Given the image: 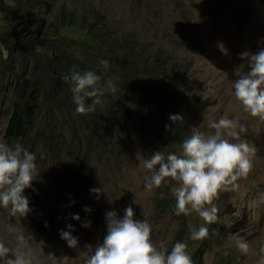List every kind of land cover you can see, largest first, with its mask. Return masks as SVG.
<instances>
[{
    "label": "rangeland",
    "instance_id": "obj_1",
    "mask_svg": "<svg viewBox=\"0 0 264 264\" xmlns=\"http://www.w3.org/2000/svg\"><path fill=\"white\" fill-rule=\"evenodd\" d=\"M56 5L76 14L83 8L89 17L98 10L104 30L116 47L141 53L149 66L154 61L161 66L175 65L173 69L178 78L183 76L186 86L176 83L169 87L194 105L183 121L187 136L193 127L209 131L206 125L200 126L204 113L208 120L226 116L243 123L246 131L241 137L255 149L252 168L238 181V191L220 192L213 200L218 219L209 225L212 238L192 241L188 239V225L196 228L204 222L195 213L174 216L171 185L162 183L160 188L145 191L146 170L139 166V160L151 153L178 152L179 145L166 140L163 133L139 129L136 110L123 121L113 96L97 106L95 115H85L80 121L58 104L53 109V122L47 124L48 115L39 112L30 141L20 143L36 156L38 174L32 187L25 189L31 211L25 217L10 219L0 209V242L15 246V233L8 230L13 224L26 235L34 264H85L106 235L105 212L114 210L122 216L123 209L131 205L134 219H143L144 212L157 248L163 244L166 251L170 250L179 240L186 243L190 256L204 251L200 264H257L258 244L264 238V203L257 199L264 191V121L242 110L231 85L234 67L243 63L238 54L264 47V0H57ZM58 8L49 11L48 22L59 17ZM2 18L0 14V31L8 27ZM99 59L106 58L100 55ZM110 69L109 62L104 73ZM173 79L174 75L168 84ZM12 92V88L5 95L0 91V105L4 102L6 112L10 111ZM4 113L0 106V143L12 145L15 143L4 139L8 120ZM50 140L60 151L53 153ZM91 188H102V192L97 196ZM159 201L166 202L164 210L157 208ZM84 206L92 211L85 213ZM70 214L90 220L91 226L82 228ZM69 223L75 228L72 235L78 238L77 249L69 248L58 234L67 230ZM240 237L249 244L247 255L235 248Z\"/></svg>",
    "mask_w": 264,
    "mask_h": 264
},
{
    "label": "clouds",
    "instance_id": "obj_2",
    "mask_svg": "<svg viewBox=\"0 0 264 264\" xmlns=\"http://www.w3.org/2000/svg\"><path fill=\"white\" fill-rule=\"evenodd\" d=\"M221 50H224L222 46ZM238 55L243 63L233 69L235 78L231 85L232 94L245 113L264 121V47L254 53L245 50ZM98 68L99 74L95 69H86L73 70L64 76L75 105V114L95 112L97 106L105 103L102 98L106 94L117 92L114 78L102 76L109 69V61L99 59ZM203 117L200 126L206 125L209 131H198L193 127L191 134L180 143L178 152L169 151L165 154L159 150L139 160V166L146 170L143 176L145 191L160 188L162 183L166 187L171 185L170 192L174 197L172 214L187 217L190 213H195L204 222L196 228L188 225V239L192 241L212 238L214 233L209 225L218 219V208L213 200L220 192L239 190L238 181L248 176L252 168L251 157L255 152L247 140L241 137L246 131L243 123L237 124L234 119L226 116L208 120L204 113ZM168 119L175 124L183 123L180 114H169ZM168 127L165 125L166 130ZM37 174L34 153L20 143H0V209L5 210L10 219L25 217L31 211L25 189L32 187ZM90 192L99 196L102 188H91ZM257 199L264 203V191L258 193ZM133 203H136V199ZM83 211L90 213L92 210L84 206ZM70 215L72 220L81 222L82 228L91 226L90 220H81L78 214ZM142 215L143 219H134L131 205L123 209L122 216H118L114 210L106 211V235L102 243L95 246L85 264L201 263L204 251L196 253L199 258L194 259L183 241L174 242L167 251L163 244L157 248L151 239L152 226L144 212ZM65 228L67 230H59L60 238L69 248L77 249L78 238L72 235L74 226L69 223ZM8 230L15 233V246L10 248L0 242V264H34L26 235L13 224L8 225ZM210 232L212 236L208 238ZM235 248L242 255L249 253V244L244 237L235 241ZM258 253L257 264H264V238L259 241Z\"/></svg>",
    "mask_w": 264,
    "mask_h": 264
},
{
    "label": "trees",
    "instance_id": "obj_3",
    "mask_svg": "<svg viewBox=\"0 0 264 264\" xmlns=\"http://www.w3.org/2000/svg\"><path fill=\"white\" fill-rule=\"evenodd\" d=\"M56 1L0 0V14L8 24L0 31V91L5 95L8 89L13 90L10 111L6 112L4 102L0 105L3 115L8 116L5 141H30L39 112H46L47 124H51L58 104L72 111L77 121L85 115H95L74 113L75 105L63 78L73 70L95 69L99 74L98 57L102 55L111 65L102 76H112L117 87L115 94H106L102 99L109 95L116 99L123 121L136 110L139 129L163 133L166 140L180 145L187 136L185 124L173 123L169 114H180L184 121L194 105L169 87L176 83L186 86L183 76L178 78L173 69L175 65L161 66L156 61L147 65L141 53L133 54L111 43L98 10L89 17L83 8L76 14L64 5L57 6ZM55 8L60 15L48 22L47 15ZM155 66L161 67L156 70ZM173 75V83L168 84ZM165 125L169 126L167 130ZM52 140L49 144L54 145L53 153L60 151ZM85 143L88 146L87 140ZM113 147L117 149L116 144ZM47 150L51 151L50 145ZM165 207V201L157 202V208ZM211 236L210 232L208 238ZM197 258L199 255H194Z\"/></svg>",
    "mask_w": 264,
    "mask_h": 264
},
{
    "label": "crops",
    "instance_id": "obj_4",
    "mask_svg": "<svg viewBox=\"0 0 264 264\" xmlns=\"http://www.w3.org/2000/svg\"><path fill=\"white\" fill-rule=\"evenodd\" d=\"M1 21V20H0ZM2 22H4V21H2Z\"/></svg>",
    "mask_w": 264,
    "mask_h": 264
}]
</instances>
